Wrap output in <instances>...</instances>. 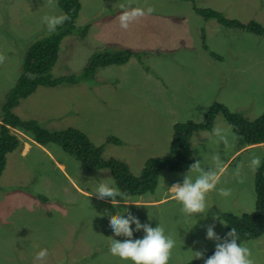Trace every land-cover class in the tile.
<instances>
[{
	"label": "rangeland",
	"instance_id": "obj_1",
	"mask_svg": "<svg viewBox=\"0 0 264 264\" xmlns=\"http://www.w3.org/2000/svg\"><path fill=\"white\" fill-rule=\"evenodd\" d=\"M57 4L58 0L52 4L47 0H0V55L5 57L0 63V112L16 84L27 48L64 24L49 33L43 21L45 16L64 14ZM80 4L74 31L89 27L87 36L81 39L73 34L62 39L52 70L54 78L81 76L89 59L98 53L129 49L146 51L147 55L98 69L96 79L90 82L39 88L14 109L22 120H37L48 131L78 129L96 146H105L106 160L126 163L131 174L139 177L149 158L169 155L176 123L201 122L208 109L218 103L248 121L263 114L264 38L207 20L194 6L264 27V0H80ZM122 4L145 11L153 7L155 11L123 29L119 21ZM215 126L237 137L231 141L227 156L211 130L193 135V157L202 159L200 152L209 156L220 152L225 171L217 189L229 188L232 194L224 198L217 191L210 192L209 212L194 217H185L179 202L165 193L174 183H182L188 171L162 170L153 193L129 197L141 206L124 205L119 196L116 199L121 202L113 206L111 198L99 200L94 194L102 181L118 189L109 170L90 171L79 163L73 169L75 157L59 145L49 144L43 152L30 145L25 135L10 130L22 143L17 149L21 152L6 155L0 177V264H34L42 249L48 250L43 264H131L110 254V241L124 237L114 235L106 213L123 216L131 212L153 228L160 224L176 241L169 264L190 263L196 260L197 251L215 252L217 242L206 238V228L215 224L214 231L222 239L225 226L213 220V214L240 216L254 211L255 172L248 162L253 155L264 159L261 143L259 149L238 152L228 164L244 141L221 113L215 117ZM258 132L257 137L264 136L263 125ZM109 137L120 139L122 144L107 143ZM65 161L76 181L58 176L66 169ZM241 164L244 183L232 175ZM192 175L194 178L196 173ZM72 184L81 191L74 190ZM133 229L134 239L143 237V230L135 231L134 224ZM244 244L255 264H264V237Z\"/></svg>",
	"mask_w": 264,
	"mask_h": 264
},
{
	"label": "trees",
	"instance_id": "obj_2",
	"mask_svg": "<svg viewBox=\"0 0 264 264\" xmlns=\"http://www.w3.org/2000/svg\"><path fill=\"white\" fill-rule=\"evenodd\" d=\"M184 1L193 2V0ZM57 5L70 19L59 26L53 35L43 37L27 48L16 84L7 94L0 112L2 122L0 124V177L5 168L6 155L21 146L20 139L10 132V128L20 130L45 147H49V144L59 145L69 155L79 159L88 170H109L119 191L126 193L128 197L153 193L157 188L162 170L188 171L195 162L191 145L193 135L198 131H211L215 117L219 113L225 117L233 131L242 137L246 145L264 143V136H256V134L260 135L259 127L264 126V113L258 119L248 121L241 114L230 112L226 106L220 103L214 104L206 112L203 121L176 123L169 155L165 158H149L140 176L135 177L131 174L126 163L113 158L106 160L103 157L105 146H96L82 131L75 128L48 131L37 120H22L14 113V109L19 106L21 100L32 96L39 88H57L63 85L72 86L81 81L90 82L96 79L98 69L112 65H124L132 57L141 58L147 55L146 51L133 52L129 49L113 54L110 52L98 53L89 59L81 76L54 78L52 70L59 59L62 39L73 34L85 39L89 29L86 27L79 33L74 31L76 29L75 21L81 10L80 0H58ZM194 11L207 20L213 19L229 28L243 30L264 38V27L257 22L242 23L238 20H230L225 18L222 13L209 8L201 9L194 6ZM205 49L208 50L207 47ZM210 55L216 59L220 58L212 52ZM107 143L122 144V141L115 137H109ZM254 180L256 196L254 211L240 216L231 213L222 214L221 218L228 224L222 239L233 227L239 233V242H249L264 236V159H262L259 169L254 173ZM213 254L214 252H204V259ZM204 259H196L187 264H204Z\"/></svg>",
	"mask_w": 264,
	"mask_h": 264
},
{
	"label": "clouds",
	"instance_id": "obj_3",
	"mask_svg": "<svg viewBox=\"0 0 264 264\" xmlns=\"http://www.w3.org/2000/svg\"><path fill=\"white\" fill-rule=\"evenodd\" d=\"M47 2L52 4L53 0H47ZM121 8L124 10L119 16V21L120 26L123 29H128L130 22L136 20L137 18L144 16L146 13L150 15L155 11L153 7H148L145 11V9L140 7L132 8L130 5L126 7L123 4L121 5ZM69 19L70 17L67 14H63L60 16H45L43 21L47 24L48 32L51 33L56 30L58 25L63 24ZM4 59L5 57L0 55V63H3ZM0 123L2 124V122ZM12 129L14 128H10V130ZM15 130L28 137L30 139V145L35 144L36 147L42 148L43 152H46L49 149V147H45L34 141L29 135L21 132L20 130ZM212 136L215 138V142L218 145H223V152L225 156H227L230 148L232 147L231 141H235L237 139V137L230 133L229 130L219 126L213 127ZM15 151L21 152V150ZM200 156L202 159H196L190 166L183 182L174 183L170 188H168L172 198L179 202L182 206L181 212L185 217H194L197 214H205L206 216L209 212L208 210L206 213L207 196L210 192L217 191L218 195L224 198L230 197L232 194L231 189L229 188L221 187L217 189L220 176L225 171L220 152H215L210 156L200 152ZM54 157L55 159L60 160L56 156ZM75 159L76 162H73L72 164L73 169L78 166L77 163L82 164L79 159L76 157ZM62 161L64 160L62 159ZM65 164V171H60L58 176L63 177L66 180L71 177L76 181V179L67 171L66 161ZM260 165L261 158L259 156L253 155L249 159L248 167L251 171H257ZM242 168L243 164L238 165L232 173L233 177L239 183H244ZM59 169L62 170L60 167ZM192 173H196L194 178ZM72 187L76 190L74 184H72ZM94 194L99 200L111 198L113 206H115L117 202H121L116 199L118 196L121 197L124 205L135 204L137 206H141L132 202L126 193L119 191L108 182H100L95 188ZM39 196L42 197L43 195L39 194ZM106 214L109 216V227L113 230L114 235L124 237L123 240L112 239L110 241L109 251L112 256L118 257L122 261H130L131 264H169L171 253L175 247L176 241L172 235L165 234V229L160 226V224L153 228L148 223H141V221L136 216L132 215L131 212H128L127 215L123 216L118 214L112 215L111 213ZM149 217L150 219L152 218L150 215ZM213 220H219V222L225 227L228 225L219 214H213ZM133 224L135 225V231L143 230L144 235L142 238H133ZM214 228L215 224L208 225L206 228V238L217 242L214 254L204 259V253L197 251L194 252L195 259H204V264H255L250 248L244 244L248 242H239V233L235 227H233L222 240L221 237H219L214 231ZM47 255V249L40 250L34 258V264H36V262H41V264H43Z\"/></svg>",
	"mask_w": 264,
	"mask_h": 264
},
{
	"label": "crops",
	"instance_id": "obj_4",
	"mask_svg": "<svg viewBox=\"0 0 264 264\" xmlns=\"http://www.w3.org/2000/svg\"><path fill=\"white\" fill-rule=\"evenodd\" d=\"M261 146L260 145H246L244 142L241 144V145H239V147L238 148H236L235 150H237L234 154H233V156L228 160V164H230L231 163V161L233 160V158H234V156H236V154H238V152H240V151H244V150H252V149H254V148H256V149H259ZM75 187H76V190L78 191H81L80 190V188H79V186L77 185H74Z\"/></svg>",
	"mask_w": 264,
	"mask_h": 264
},
{
	"label": "bare ground",
	"instance_id": "obj_5",
	"mask_svg": "<svg viewBox=\"0 0 264 264\" xmlns=\"http://www.w3.org/2000/svg\"><path fill=\"white\" fill-rule=\"evenodd\" d=\"M165 193H169V191H167V192H165ZM168 197H169V198H170V197H172V196H171V194H170V195H168Z\"/></svg>",
	"mask_w": 264,
	"mask_h": 264
}]
</instances>
